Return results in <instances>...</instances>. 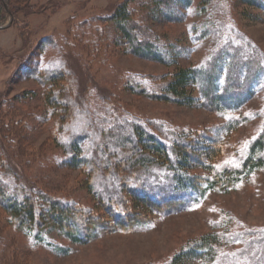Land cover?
Wrapping results in <instances>:
<instances>
[{"label": "rangeland", "instance_id": "obj_1", "mask_svg": "<svg viewBox=\"0 0 264 264\" xmlns=\"http://www.w3.org/2000/svg\"><path fill=\"white\" fill-rule=\"evenodd\" d=\"M125 1L0 0L18 18L0 20V184L8 191L26 188L36 201L49 196L71 210H93L112 225L109 211H98L87 191L85 173L92 166L68 165L74 137H81L87 158L102 141L100 131L110 135L139 123L169 146L181 137L188 143L214 140L219 152L211 161L200 155L209 168L190 169L199 190L178 192L175 211L154 213L128 231L102 230L95 221L97 235L84 243L58 229L39 230L40 224L18 228L0 208V264H172L201 240L210 254L188 264H251L246 244L264 230V165L241 169L264 132V0H129L132 21L142 29L134 34L143 38L145 31L163 62L137 55L117 39L111 17ZM153 8L164 16L153 19ZM230 47L237 60L245 59L244 51L254 54L260 69L227 88L229 69L218 56ZM214 64L216 89L240 95L232 107L200 105L197 88L198 103L191 107L150 97L160 94L175 66ZM60 73L66 76L57 85L68 86L75 103L56 87L60 100L48 102L49 77ZM224 172L235 179L215 184V175ZM152 175L168 184L166 174Z\"/></svg>", "mask_w": 264, "mask_h": 264}, {"label": "trees", "instance_id": "obj_2", "mask_svg": "<svg viewBox=\"0 0 264 264\" xmlns=\"http://www.w3.org/2000/svg\"><path fill=\"white\" fill-rule=\"evenodd\" d=\"M128 2L129 0H126L118 5L111 17L117 39L126 43L125 45L135 54L163 62V58L158 55V50L161 49H157L155 42L146 35L145 31H143V38H138L134 34L136 30L142 31V29L138 28L132 21ZM158 5H162V3H158ZM150 14L153 19L164 16L162 9L159 10V8H153ZM7 16H11L10 18L18 22L15 10L13 12L8 3L1 2L0 20H5ZM20 24L22 25V23ZM21 36L22 39L23 36ZM247 49L250 50L249 47ZM229 50L235 49L230 47L225 51L223 48L218 56L222 58V62L226 63L229 69L227 88L230 83L231 87L234 84L238 85L237 82H243L246 75L256 73V70L260 69L256 67L259 61L251 52L246 53L244 51L242 55L245 59L240 57L241 60H237L230 56ZM216 72L217 66L215 64L206 69L175 66L160 94H151L150 97L191 107L198 103V98L194 96L197 88L201 98L204 99V103L200 105H205L216 111L226 109L228 107L226 103L232 107L239 102L240 95L234 90H217ZM234 73L237 74L235 78L231 76L232 74L235 76ZM64 75L66 76V73ZM64 75L60 73L49 77L52 80L49 86L51 95L47 93L49 94L47 98L52 105H55V101L60 100L52 91L54 87L57 88V91L61 89L63 94H66L64 99L67 100V103H75L70 88L68 86L59 88L57 85V82H60L59 78ZM241 75H243L242 78ZM70 108L72 109L70 106L64 111L69 112L71 111ZM100 134L103 135L102 141L96 145L94 152L87 158L83 157L82 154L81 137H74L67 149L68 152L70 150L68 165L76 169H79L80 166H92L91 170L89 168L85 173L87 175V191L91 193L95 207L99 208L98 211L102 210L103 207L109 211L108 218L109 220L112 218V225H109L108 221L104 219L99 220V215L96 213L95 215L93 210H84L87 208H78L77 211L71 210L67 204L52 200L49 196H42L40 201H36L26 188L16 187V189L8 191L0 184V208L8 215L10 222L18 228L34 229L40 224L39 230L58 229L64 237L78 243H84L95 238L97 233L92 228L95 221L102 230L128 231L135 223L149 221L154 213L172 212L179 208L180 204L176 205L175 202L178 192L189 189L199 190L196 183L197 179L189 175L190 169L196 167L209 168L208 165L201 162L200 155L202 158L211 161L219 152L216 147L217 142L214 143V140L207 143L191 140L192 142L188 143L185 141L186 139L181 137L169 146L150 134L139 123L131 124L127 131L119 129L117 133H110V135L100 131ZM69 138L70 136L67 137V140ZM107 149L112 151L109 156H106ZM262 165H264V132L253 142L250 155L241 170L244 171L245 169V171L251 172ZM126 166L127 170L130 171L128 175L127 170L122 169ZM155 171L158 174H166L165 179L168 184L161 179L159 182L156 178L154 179L155 175L152 174ZM3 172L2 170V174ZM147 176H152V178H142ZM215 177V184L218 182L226 185L235 179V173H217ZM97 181L102 183L103 187L96 186L95 182ZM133 181L140 187H136ZM140 181L144 182L140 183ZM205 181L208 182V180ZM208 183L214 185L213 182ZM84 211H88L89 214L84 215ZM246 245V254L248 259L252 260L251 264H264V230L261 231L259 237L255 240H249ZM210 252L208 242L201 240L197 245L175 255L172 264H188L191 260L203 258Z\"/></svg>", "mask_w": 264, "mask_h": 264}, {"label": "water", "instance_id": "obj_3", "mask_svg": "<svg viewBox=\"0 0 264 264\" xmlns=\"http://www.w3.org/2000/svg\"><path fill=\"white\" fill-rule=\"evenodd\" d=\"M7 27V26H6ZM1 28H5V26H2Z\"/></svg>", "mask_w": 264, "mask_h": 264}]
</instances>
